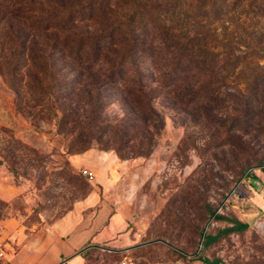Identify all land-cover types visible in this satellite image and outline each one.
Segmentation results:
<instances>
[{
	"label": "rangeland",
	"instance_id": "374dc122",
	"mask_svg": "<svg viewBox=\"0 0 264 264\" xmlns=\"http://www.w3.org/2000/svg\"><path fill=\"white\" fill-rule=\"evenodd\" d=\"M94 1L0 0V264L69 216L92 221L82 204L109 175L134 239L105 264H264V0H137L152 112L128 92L137 70L109 83L53 46L116 26L61 33L60 6Z\"/></svg>",
	"mask_w": 264,
	"mask_h": 264
},
{
	"label": "trees",
	"instance_id": "16d2710c",
	"mask_svg": "<svg viewBox=\"0 0 264 264\" xmlns=\"http://www.w3.org/2000/svg\"><path fill=\"white\" fill-rule=\"evenodd\" d=\"M60 7L61 14L65 15V18L59 21V24L62 25L61 33H66L64 27L66 24L77 25L86 21L97 23L99 20L111 21L116 24V26L108 28L106 32L94 36L73 34L72 38L65 36L63 39L55 40L53 46H61L63 51L68 50L71 54L69 62L75 64L79 70L106 67L108 82H117L119 85L125 86L128 85V79L123 73L125 67L135 72L143 63H155L157 54L152 46L154 40L141 37L134 26L137 22L140 24L139 19H144L146 16L139 12L141 6L138 5L137 0H95L73 10H68L64 6ZM41 59L44 62L47 61L44 57ZM179 62L182 63V60L180 59ZM132 80L136 86L128 89L129 94L136 97L139 104L146 107L148 112H152L149 104L150 98L145 96L147 93L145 83L149 80V83H154L156 80L152 76L145 75L143 71H138L133 75ZM246 228V224L237 223L232 230L243 231ZM203 261L205 264H217L216 261L213 263L207 260Z\"/></svg>",
	"mask_w": 264,
	"mask_h": 264
},
{
	"label": "crops",
	"instance_id": "0c3cea01",
	"mask_svg": "<svg viewBox=\"0 0 264 264\" xmlns=\"http://www.w3.org/2000/svg\"><path fill=\"white\" fill-rule=\"evenodd\" d=\"M115 179L113 175L95 178L102 194L94 191L82 204L87 211L95 210L92 221L79 223L69 216L48 233L23 241L2 264H105L106 253L127 252L134 236L127 231V211L112 203Z\"/></svg>",
	"mask_w": 264,
	"mask_h": 264
},
{
	"label": "built area",
	"instance_id": "2783aa9c",
	"mask_svg": "<svg viewBox=\"0 0 264 264\" xmlns=\"http://www.w3.org/2000/svg\"><path fill=\"white\" fill-rule=\"evenodd\" d=\"M81 175L83 178H85L88 181H92L94 179V174L92 171L88 170V169H82L80 171ZM120 264H126L125 262H121Z\"/></svg>",
	"mask_w": 264,
	"mask_h": 264
},
{
	"label": "water",
	"instance_id": "95a60500",
	"mask_svg": "<svg viewBox=\"0 0 264 264\" xmlns=\"http://www.w3.org/2000/svg\"><path fill=\"white\" fill-rule=\"evenodd\" d=\"M203 238V236L201 237V239Z\"/></svg>",
	"mask_w": 264,
	"mask_h": 264
}]
</instances>
